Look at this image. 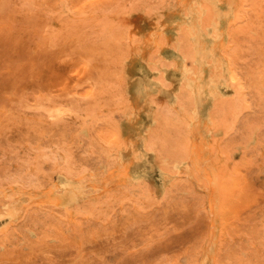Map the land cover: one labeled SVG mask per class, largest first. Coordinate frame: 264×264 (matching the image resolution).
<instances>
[{
  "label": "rangeland",
  "instance_id": "1",
  "mask_svg": "<svg viewBox=\"0 0 264 264\" xmlns=\"http://www.w3.org/2000/svg\"><path fill=\"white\" fill-rule=\"evenodd\" d=\"M0 264H264V0H0Z\"/></svg>",
  "mask_w": 264,
  "mask_h": 264
},
{
  "label": "bare ground",
  "instance_id": "2",
  "mask_svg": "<svg viewBox=\"0 0 264 264\" xmlns=\"http://www.w3.org/2000/svg\"><path fill=\"white\" fill-rule=\"evenodd\" d=\"M170 99V98H169ZM203 138V137H202ZM194 140V139H193Z\"/></svg>",
  "mask_w": 264,
  "mask_h": 264
}]
</instances>
